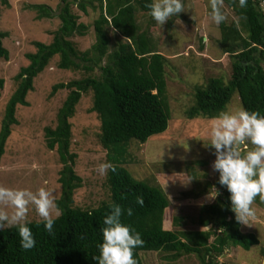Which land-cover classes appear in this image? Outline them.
<instances>
[{
  "label": "trees",
  "instance_id": "trees-1",
  "mask_svg": "<svg viewBox=\"0 0 264 264\" xmlns=\"http://www.w3.org/2000/svg\"><path fill=\"white\" fill-rule=\"evenodd\" d=\"M10 7L9 0H0ZM239 22L220 24V44L232 59V77L229 82L211 79L206 88H198L195 106L188 112L189 120L203 117L215 119L227 110L235 94L239 95L243 110L259 112L264 116V10L261 0H248L245 8L239 0H224ZM154 0H62L59 18L61 27L53 34L50 44L36 42V52L27 55L29 65L15 78L17 90L6 109L0 132V161L19 124L17 110L27 107L28 95L34 91L35 80L59 57V69L84 71L83 79L54 86L52 97L60 91L69 95L57 116V127L45 130L46 146L57 151L62 169L59 184L62 193L56 205L60 217L56 219L53 234H49L43 221L30 222L36 246L30 250L21 247L17 226L0 231V264H97L99 245L103 242V221L111 205L124 209L122 222L139 232L143 247L134 250L137 264H144L142 253H161L168 264H176L187 256H196L200 264H219L226 251L237 247L250 251L260 244L254 233H245L231 211L230 193L218 183L214 186L219 196L214 204L203 209L200 226L208 231L177 232L166 228L165 215L171 203L165 191L145 181L136 180L127 168L133 141L141 145L150 138L164 134L171 121L167 97L166 67L168 60L157 51L148 31L142 30L138 13L150 14L149 4ZM77 5L85 15L91 9L98 12L94 23L96 44L80 52L72 41L75 36L86 37L89 27L80 23L73 12ZM39 19H52L54 10L48 5L31 6ZM119 36L111 51L110 30ZM8 34L0 30V60H9L4 46ZM98 70L99 75L93 76ZM0 78V99L5 89ZM92 93L91 113L101 122L99 141L107 152L109 169V202L98 208L85 210L75 206V194L83 187V179L76 172L78 156L72 152L73 125L77 108L84 95ZM200 162L188 165L192 169ZM208 188H212L208 186ZM143 197V206L137 198ZM264 207V201L256 197ZM133 215H127V209ZM91 213V214H90ZM182 219H175V226ZM264 257V251L262 252Z\"/></svg>",
  "mask_w": 264,
  "mask_h": 264
},
{
  "label": "rangeland",
  "instance_id": "rangeland-1",
  "mask_svg": "<svg viewBox=\"0 0 264 264\" xmlns=\"http://www.w3.org/2000/svg\"><path fill=\"white\" fill-rule=\"evenodd\" d=\"M9 3L10 7H5L0 1V30L8 34L4 46L10 54L8 61L0 60V78L6 82L0 99V132L8 104L18 88L15 78L29 65L27 55L36 52V42L50 44L54 32L62 25L59 18L62 0H9ZM261 3L264 10V0ZM184 4L186 11L171 17L162 27L150 14L138 13L142 30L150 33L157 51L168 60L166 80L171 121L164 134L150 138L146 144L132 142L127 168L136 180L159 186L167 194L171 203L165 215L167 229L208 231L211 226H200L201 215L203 209L214 204L219 196L215 197L218 189L214 184L219 176L213 170L215 150L206 146L215 119L199 117L189 120L188 112L195 106L198 88H206L214 78L229 82L233 74L232 59L220 44V25L212 20L210 0H184ZM35 5L50 6L55 17L39 19L38 12L31 8ZM222 11L227 23L239 22L225 2ZM73 12L80 16V23L89 27L86 37L72 39L78 50L85 52L96 44L94 23L99 13L90 9L85 15L77 5L73 6ZM109 35L113 51L119 36L112 29ZM59 61V57L55 58L35 80L34 91L27 97L29 105L18 107L19 124L13 127L0 161V186L33 192L44 188L53 193L55 203L62 193L59 184L62 164L57 151L47 148L45 130L57 127L58 113L69 92L60 91L52 97V91L58 84L87 76L84 71L59 69ZM98 75L96 70L93 76ZM92 106V93L84 95L76 116L71 120L72 152L78 156L76 172L83 179V187L75 194V206L85 210L96 209L111 199L107 182L109 170L104 175L98 171L101 164L108 162L107 152L99 141L101 122L97 114L91 113ZM239 110L243 108L239 95L235 94L226 112ZM253 147L251 144L241 146L240 151L245 154ZM196 162L200 165L188 169V165ZM0 208L9 214L13 211L9 205H0ZM253 208L255 219L250 225L242 224V230L254 233L260 244L250 251L232 248L219 258V264H264V207L254 201ZM177 218L182 219L179 226L174 223ZM27 220L42 221L35 205H29ZM163 257L161 253H142L144 264H168ZM176 264H200V261L196 256H187Z\"/></svg>",
  "mask_w": 264,
  "mask_h": 264
},
{
  "label": "clouds",
  "instance_id": "clouds-1",
  "mask_svg": "<svg viewBox=\"0 0 264 264\" xmlns=\"http://www.w3.org/2000/svg\"><path fill=\"white\" fill-rule=\"evenodd\" d=\"M247 4L248 0H239L241 8H245ZM223 5L224 0H210L211 17L216 25L227 20L222 11ZM148 7L151 17L161 27L171 17L186 11L184 0H156ZM209 135L210 142L206 146L215 150L213 170L219 173L218 183L230 193L231 211L235 213L237 222L250 225L256 216L253 208L256 197L259 196L264 201V116L247 110L221 112L215 118ZM248 144L254 146L253 149L242 154L240 147ZM109 169L115 170L113 165L105 163L99 166L98 171L104 175ZM215 192L216 197L219 192ZM137 203L143 206V197H138ZM0 205H9L13 209L9 214L0 208V231L17 226L24 250L36 246L35 237L28 227L29 205H35L36 212L50 235L53 234L56 219L61 215L53 193L44 188L33 192L0 186ZM110 207L111 211L103 221L105 227L101 229L103 242L99 245L100 254L94 259L97 264H137L134 250L143 247L145 242L139 232L122 222V206L113 204ZM127 215H133L132 208L127 209Z\"/></svg>",
  "mask_w": 264,
  "mask_h": 264
}]
</instances>
